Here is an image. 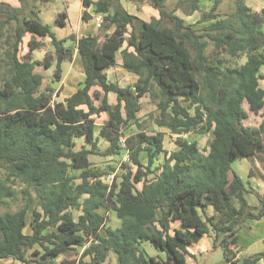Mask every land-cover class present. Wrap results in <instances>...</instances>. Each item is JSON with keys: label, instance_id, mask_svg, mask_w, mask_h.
<instances>
[{"label": "trees", "instance_id": "obj_1", "mask_svg": "<svg viewBox=\"0 0 264 264\" xmlns=\"http://www.w3.org/2000/svg\"><path fill=\"white\" fill-rule=\"evenodd\" d=\"M19 1L15 7L0 0V35L5 26H13L5 38L11 49L0 59V208H7L0 212V264L3 259H10L8 264H55V257L72 250L77 256L57 264H105L109 252L117 264H187V245L210 231L213 250L222 251V264H254L264 258V253L235 258L237 233L246 219L264 215V194L260 206L249 205L248 182L232 167L235 159L264 160V89L258 85L263 78L264 8L253 10L246 0H234V10L221 18L216 12L220 0H214L200 17L208 24L198 30L168 9L167 0H146L158 11L150 21L128 13L119 0H96L94 13L102 17L96 32L58 38L39 16L41 0ZM187 1L191 11L199 8L198 0L177 3ZM91 3L83 0L85 6ZM82 15L87 18L86 12ZM65 19L66 13L59 12L55 23L64 26ZM27 33L48 42L30 38L20 57L19 43ZM47 44L50 50L43 59L33 58L32 52ZM75 49L83 78L75 92L53 101L57 90L50 82L41 88L44 76L35 68L54 66L52 79L59 82L62 63L72 60ZM118 50L121 65L138 76L131 85L107 79ZM242 55V63H229ZM152 83L162 97L156 123L176 135L177 148L170 152L163 148L161 132L138 131L121 140L123 125L141 126L139 98ZM103 112L107 118L99 135L109 146L100 150L95 116ZM248 112L262 117L258 126L244 124ZM198 126L212 131L206 153L182 136ZM80 136L89 148L74 149ZM122 150L130 162L122 163L120 176L109 180L113 168L94 167L89 160L90 154ZM72 169H80L79 174L71 175ZM248 175L264 180L252 169ZM29 208L33 219L27 234ZM109 210L120 220L118 226L108 225ZM144 242L157 252L148 254Z\"/></svg>", "mask_w": 264, "mask_h": 264}, {"label": "rangeland", "instance_id": "obj_2", "mask_svg": "<svg viewBox=\"0 0 264 264\" xmlns=\"http://www.w3.org/2000/svg\"><path fill=\"white\" fill-rule=\"evenodd\" d=\"M6 2H10L11 0H4ZM178 0H167V8L168 9H174V14H176L177 16H181L185 19L186 22L191 23L193 25H195L196 29L200 30L203 26H205L207 23H202L200 22V17L202 12L208 10L209 5L211 3L212 0H202L201 4L199 5L200 8H198L195 11H191V4L190 1L187 2H183L180 5H178L177 3ZM222 3L220 4L219 7V14L221 16V18L227 16V14L233 10L235 8V4H234V0H222ZM17 2H15L16 4ZM250 5L253 7V10H258L260 9V5L263 4L264 5V1L262 0H249ZM76 4H77V0H70L69 2H65L63 0H53L52 2H50L49 7L51 8V11H67V14L69 16V23L66 24V26H58L57 24H49V26L51 27V29L53 30V32L55 33L56 36H63L65 33H67L68 29L70 27H75L74 24V19H73V12L76 10ZM66 5L69 7V9H66ZM139 6L141 7V3L139 4ZM138 6V9H141ZM178 6V7H177ZM142 11V13L145 15V17L150 21L152 20L154 17L150 15V13L147 11V9H141L140 12ZM86 21V20H85ZM166 25L171 26L170 22H166ZM12 27L13 26H5L2 29V34L0 35V59L2 57H5L4 52L5 50L11 49V45L9 43H5V38L7 35H12ZM36 39L38 38V40H44L45 42H48L47 39H43L41 37H37L34 35H30L29 33H27L23 38L22 41L19 43V51H18V55L20 57H22V55H24L27 51H28V40L30 38ZM13 37L10 38V42L13 41ZM212 48V44L211 42L209 43V45L206 48V52L209 53L210 50ZM50 50V46L47 44L45 47L39 49V50H34L32 52V56L35 59H39L42 60L45 53L47 51ZM116 58L119 59L120 58V53L116 54ZM245 60L244 55L238 57L237 59H229V63H242ZM70 62L68 61H64L62 63V69L63 72L67 70V68L69 67ZM54 66H51L50 68L44 69L41 66H38L35 68V70L37 72H40L43 74L44 76V80L42 83V87L41 88H45V86L47 84H49V82L51 83V85L53 87H58V83L53 81L52 79V72H53ZM114 71H115V67H113ZM4 70V66L3 63L0 61V83L2 82V73ZM116 74V73H115ZM113 76V71L109 72V76ZM117 75V74H116ZM117 80H120V83L123 84L124 86L126 85H131V81L128 77V75H120L118 77ZM112 96V95H111ZM161 95L159 93V89L158 87L152 83L151 87H150V91L148 93H146L145 96L140 97L139 98V105H140V110L137 114V118H138V122L141 125L140 127H138L137 125H135V123H130L127 125H123L121 128V132H122V140L124 142V139L131 135V134H135L138 131H142L144 133L147 134H154L157 132H161L163 134V148L167 151H173L177 148V145L174 143V139L176 137L175 134H172L169 129L165 126H159L156 123V118L159 117V109L157 107V104L159 102V100L161 99ZM181 102L183 104H185L186 106L188 105V102H186L185 100H182ZM110 103L113 104L115 99L114 97H110L109 98ZM245 108L247 109V105L244 104ZM190 111H193V108H190ZM107 118V115L105 112H103L101 115L99 116H95V124H96V129L100 128L101 125L103 124V122L105 121V119ZM262 117H260V115H255L252 112H248V117L244 120V124L248 125V126H258L259 123L261 122ZM182 136H184L187 140L189 141H195L198 145L199 150L202 153H206V150L209 146L210 140L212 138V131L211 130H207L204 128H201L200 126L196 127V128H192L190 131H188L187 133H183ZM80 142L78 141L76 148L80 147ZM106 143L101 140L100 144H99V148L100 150H105L107 149ZM141 160L143 163H146V154L144 152H142L141 154ZM163 157V153L160 154V160H162ZM89 159L92 163L93 166L98 167V168H104L107 166V168H109V166H111L113 168V172H111L107 179L109 180L111 177L110 176H120V174L123 172L124 167L122 165V163L125 164H129L130 160L128 158L127 152L126 150H122V152L120 154L117 155H107V156H101L98 154H91L89 156ZM158 161V162H159ZM241 162V159H235L232 162V166L233 168L238 172L239 175L244 176L245 172L243 171V167L239 166L238 164ZM247 164H249L250 169H252V171L254 173L257 174H262L264 176V160L261 161L259 158H254L253 160H249L247 159ZM131 165V164H130ZM258 165V166H257ZM132 166V165H131ZM239 166V167H238ZM245 170V169H244ZM1 173V172H0ZM71 174L74 175H78V171H72ZM251 177V178H250ZM249 179L247 180L245 178V182H249V184L247 185V187H251L250 191H255L253 190L254 188H252L251 184H254L253 187H255V189H262L261 186L264 185V180L261 179L260 177H258V175H252L250 176ZM77 181L79 180L78 178L76 179ZM247 180V181H246ZM258 183V185H256ZM264 194V193H263ZM247 199L249 202V205H256V206H260L261 202H260V198L256 197L255 195L248 193L247 195ZM19 202H12L10 205V209L14 210L16 207H18ZM7 208L1 207L0 208V212L4 211ZM74 215L76 216V214L78 213L76 210H73ZM108 215V223L110 226H116L119 225L120 220L115 216L114 212L112 210H109V212L107 213ZM246 225H249L247 222L245 223ZM245 229L243 230V234H248L251 229H249L248 227H243ZM147 245L149 246V242H145ZM146 246V247H147ZM152 247V248H151ZM149 246V248L147 247V249L149 250V252L151 254L156 253L157 251H155L153 248V246ZM239 245H238V249H239ZM264 249V245L263 244H258L256 246L251 247L250 249L247 250L248 254H253L254 252H258ZM157 250V249H156ZM76 250H72L67 254H63L60 255L58 257L54 258V262L55 264H57L60 259H62L63 257H74L77 256L76 255ZM4 264H8L10 263V259H3L1 260ZM224 263V258L222 255V251L221 249H216L214 251H212L209 255H207L206 260H205V264H222ZM105 264H117L116 263V255L113 252H109V256L107 261L105 262Z\"/></svg>", "mask_w": 264, "mask_h": 264}, {"label": "crops", "instance_id": "obj_3", "mask_svg": "<svg viewBox=\"0 0 264 264\" xmlns=\"http://www.w3.org/2000/svg\"><path fill=\"white\" fill-rule=\"evenodd\" d=\"M2 1H4V0H2ZM52 1L53 0H41V1H39V4H38V6H39V16L48 25L52 24V23L56 24L55 23L56 15L59 12H62V11H53V12L51 11V8L49 7V4ZM63 1H65L66 3L67 2L70 3V0H63ZM95 1L96 0H91L92 3L89 6H85L83 4V0H77L76 10L72 13L75 27L74 28L70 27L68 29L67 33H65L63 36H57V37L58 38H62V37L68 36L69 34H75L76 37H80L82 35H93L96 32L97 27H98V23H96L94 21V17L97 16V14L94 13V8H95L94 2ZM201 1L202 0H198V7L199 8H200L199 5L201 4ZM221 1L222 0H220V2L218 3L217 9H216V12L218 13L219 17H221L219 12H218L220 4L222 3ZM262 1H264V0H262ZM4 2H6V1H4ZM15 2H17V3L15 4ZM119 2L121 3L123 8L128 13L137 16L141 20L149 21L145 17V15L142 13V11L140 12V10L144 9V8L147 9V11L150 13L151 16H153L154 18H158V11L156 9H154L152 6H150L147 3L146 0H143V1L138 2V3L134 2L132 0H119ZM213 2H214V0L211 1L208 10L212 6ZM6 3H9L10 5L15 6V7H18L20 5V1L19 0H11L10 2H6ZM140 3H141V7L139 6ZM246 3L253 9V7L249 3V0H246ZM138 6L141 9H138ZM166 6H167V2H166ZM261 8H264L263 4L260 5V9ZM66 9H69V7L67 5H66ZM260 9H258V10H260ZM208 10H206V11H208ZM233 10H231L230 12H232ZM64 12L66 13V19H65V25L64 26H66V24H68V23L70 25L69 16L67 14V11H64ZM83 12H86V14H87V18H85V19L83 18V15H82ZM181 18L184 20V22L186 24H191V23L186 22L183 17H181ZM200 22L208 24V21H200ZM191 26L193 28L196 27L193 24H191ZM50 29H51V27H50ZM113 29H114V26L109 28L106 32L107 33H111L113 31ZM34 36H37V35H34ZM37 37H39V36H37ZM36 40H38V38H36ZM123 47H125V44L123 45ZM129 50H131V48H129ZM118 53H120V50H118L116 52V54H118ZM68 62H70V65L67 68V70L63 72V76H62L61 81L57 82L58 83V87H53L51 85L53 88H55V90H57V94L53 93V101H62L64 98L68 97L73 92H75L77 90V88L79 87V82L83 78V68H82L81 58H80V56L78 54L77 49L74 50L72 60L68 61ZM113 67L116 68L115 71H114ZM110 71H113V74H114L113 76L112 75L109 76V72ZM106 74H107V79L109 81L115 82V83H117L120 86H124L123 84L120 83V80H117L120 75L121 76L124 75V74L128 75V77H129V79L131 81V84L135 83L137 78H138L137 74L126 70L121 65V56H120L119 59L116 58L115 65L111 66L110 68H108L106 70ZM259 74L262 75L263 78H259L258 85H259V87L264 89V65L260 67ZM110 97H114V99H115V94L112 93V92L108 93V100H109ZM109 102H110V100H109ZM99 130H100V128L96 129V124H95L94 134L97 137V146H98V148H99V144H100L101 140H103L106 143V145L109 146V142L105 138H103V137H101L99 135ZM121 140H122V137H121ZM78 141H81L79 148H81L82 146L86 147V148L90 147V144L85 141L84 136H80V137H76L75 138V146H74L75 150L79 149V148H76V145H77ZM122 143H124L123 140H122ZM108 146H107V148H108ZM238 165L243 167V171L245 172L244 176H246V177H243V176L240 175V177L243 178V180H245V178L248 180L249 177H250L248 175V171H249L251 166H249V164H247V159H245V158L241 159V162ZM75 170H77L78 174H79L80 169H72V170L69 171V173L71 174V172L75 171ZM71 175L77 176V175H74V174H71ZM248 184H249V182H248ZM251 185H252V188H254L253 190H255V191L251 192L250 191L251 187L248 188L249 192H246V194H245L247 202H248V199H247L246 195L248 193H251V194L255 195L258 198H259V196H261L264 193V185L261 186L262 189H260V187H259V189H257V190L255 189V187H253L254 184H251ZM256 185H258V183ZM138 186H140V184H138ZM253 206H256V205H253ZM76 216H77V214H76ZM32 219H33L32 208H29L27 210L26 216H25L26 224H25V227L23 229L24 233L28 234V233L31 232ZM246 222L249 224V225L245 224L246 227L251 229V231L248 234H243L244 232H243L242 229H245V228H241L238 231V233H237L238 234L237 235L238 236L237 237V244L240 247H239L237 253L235 254V258L248 257V256L252 255V254H248V252H247L248 249H250L251 247L256 246L258 244H263L264 245V215H262L259 218H248V219H246L245 223ZM108 225H109V223H108ZM116 226H118V225H116ZM112 227H115V226H112ZM100 232H101L102 235H104L105 234L104 228L101 229ZM211 233H212L211 231L208 232V233H205L198 239V241H196L194 243H190L189 245H187V250L189 252V254L186 257L187 264H205V260H206L207 255H209L212 251H214L212 246H211V242H210ZM144 244H146V243L145 242L142 243V247L146 250V252L148 254H150V255H154L155 253L151 254L149 252V250L147 249V247L149 248V246L151 247V245L149 244V246H147L148 244L147 245H144ZM256 253H264V249L261 250V251H258V252H254L253 254H256ZM254 264H264V258L258 259Z\"/></svg>", "mask_w": 264, "mask_h": 264}, {"label": "built area", "instance_id": "obj_4", "mask_svg": "<svg viewBox=\"0 0 264 264\" xmlns=\"http://www.w3.org/2000/svg\"><path fill=\"white\" fill-rule=\"evenodd\" d=\"M94 21L99 24L102 21V17L100 15H97L94 17ZM110 177H112V176H110Z\"/></svg>", "mask_w": 264, "mask_h": 264}]
</instances>
